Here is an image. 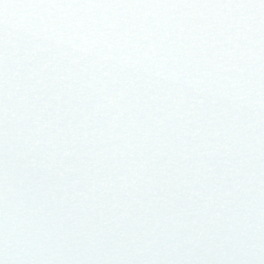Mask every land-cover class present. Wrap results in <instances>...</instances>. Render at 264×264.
Wrapping results in <instances>:
<instances>
[{
  "label": "snow or ice",
  "instance_id": "snow-or-ice-1",
  "mask_svg": "<svg viewBox=\"0 0 264 264\" xmlns=\"http://www.w3.org/2000/svg\"><path fill=\"white\" fill-rule=\"evenodd\" d=\"M0 264H264V0H0Z\"/></svg>",
  "mask_w": 264,
  "mask_h": 264
}]
</instances>
